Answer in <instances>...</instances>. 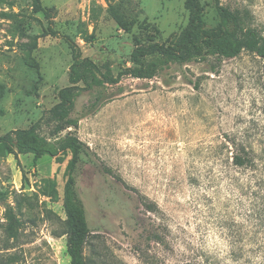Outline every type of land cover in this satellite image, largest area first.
<instances>
[{"label":"rangeland","instance_id":"374dc122","mask_svg":"<svg viewBox=\"0 0 264 264\" xmlns=\"http://www.w3.org/2000/svg\"><path fill=\"white\" fill-rule=\"evenodd\" d=\"M201 2L214 25V0ZM220 3L242 11L246 27L264 36V0ZM42 4L51 18L29 0L0 4V134L42 119L40 132L51 141L72 130L88 145L92 160L79 168L77 186L92 229L89 264H264V58L248 50L208 55L152 79L124 76L84 90L72 112L78 126L52 135L55 123L43 117L71 85L75 55L108 62L116 74L131 65L136 37L168 42L189 13L184 0ZM118 14L136 23L126 30ZM146 22L159 32L139 26ZM24 32L40 34L31 53L38 70L28 63ZM71 155L19 154L18 163L0 151V264H71L63 206ZM236 155L249 160L235 164ZM45 177L55 182L52 197L41 191ZM9 207L21 220L14 235Z\"/></svg>","mask_w":264,"mask_h":264},{"label":"trees","instance_id":"16d2710c","mask_svg":"<svg viewBox=\"0 0 264 264\" xmlns=\"http://www.w3.org/2000/svg\"><path fill=\"white\" fill-rule=\"evenodd\" d=\"M34 11H45L47 18H51V10L42 4V0H29ZM14 6L15 0H0V4ZM184 6L188 10V21L180 32L170 36L168 42H160L150 38L148 42L135 38V45L130 54L131 65L118 73H114L110 63L99 66L89 57L80 59L75 55L71 65L69 80L71 85L61 88L58 92L59 101L46 110L43 117L47 123L54 122L52 135H58L70 127L78 126V118L72 116L76 99L84 90H95L105 87L107 84H117L124 76H132L141 79H152L161 70L173 63L186 64L190 61L210 56L225 58L235 57L243 50L255 52L264 58V36L256 30L246 27V18L239 9L232 10L214 0L217 21L214 25H208L204 19V4L201 0H184ZM6 17H12V12L3 11ZM116 19L120 26L130 30L136 23L127 21L122 15ZM147 31L159 32L156 25L150 22L140 23L139 26ZM153 28V29H150ZM29 41L23 44L27 50L28 63L38 70V63L32 57V51L38 46L40 34H28ZM152 36V35H151ZM100 96L96 95L92 105H96ZM42 120V119H41ZM41 120L36 121L27 128H16L0 134V151L14 154L18 160L19 154H34L35 160L44 156L59 157L66 151H71V159L68 165V176L64 185L63 206L66 214L68 233L67 251L71 264H89L84 254L85 244L91 235L92 229L84 202L79 194L77 186L78 171L81 166L92 160V154L88 145L72 130H69L57 142L51 141L40 132ZM246 151V150H245ZM246 153V152H245ZM248 156L236 155L235 164L242 165L248 161ZM20 161L18 160V163ZM23 177H26L22 170ZM45 185L42 193L53 196L57 193L55 182L50 178H43ZM5 193L0 191V201ZM144 207L152 211L154 208L146 196L141 198ZM6 218L9 221L8 229L14 235V231L21 225L13 207L7 208Z\"/></svg>","mask_w":264,"mask_h":264}]
</instances>
